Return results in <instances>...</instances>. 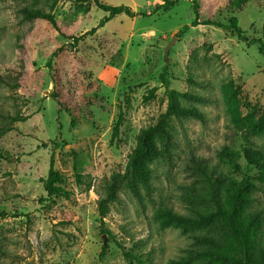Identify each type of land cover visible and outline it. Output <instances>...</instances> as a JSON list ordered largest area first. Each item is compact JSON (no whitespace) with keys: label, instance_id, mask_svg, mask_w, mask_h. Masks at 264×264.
Here are the masks:
<instances>
[{"label":"rangeland","instance_id":"374dc122","mask_svg":"<svg viewBox=\"0 0 264 264\" xmlns=\"http://www.w3.org/2000/svg\"><path fill=\"white\" fill-rule=\"evenodd\" d=\"M100 1L145 15L115 16L89 34L107 14L91 2L61 0L53 10L59 33L22 17L23 8L48 11V0H0V76L21 83H0V264H208L195 256L208 245L194 238L219 237V226L184 230L158 219L160 211L195 217L212 209L201 169L213 179L252 184L246 213L258 216L256 241L263 245L264 167H248L241 152L264 155V134L235 126L223 85L237 86L242 118L248 105L264 107V57L258 43L249 45L260 40L264 49V0H175L167 12H154L163 0ZM193 4L199 23L219 26L192 27ZM233 16L242 41L226 28ZM71 36L83 38L53 58L50 70L51 52ZM54 74L68 99L61 111ZM164 84L178 105L205 120L172 117L171 143L157 144L161 154L148 164V180L130 184L127 156L140 131L165 112ZM225 147L239 154L240 170L219 158ZM51 157L69 198L44 191ZM105 198L101 226L98 202Z\"/></svg>","mask_w":264,"mask_h":264},{"label":"trees","instance_id":"16d2710c","mask_svg":"<svg viewBox=\"0 0 264 264\" xmlns=\"http://www.w3.org/2000/svg\"><path fill=\"white\" fill-rule=\"evenodd\" d=\"M61 0H48V11L38 8H23L21 10L24 20H41L48 23L56 32L60 33V29L55 20L53 10ZM79 1L82 3L91 2L93 6L107 14V17L100 21L96 28L91 29L88 33H94L98 28L103 27L105 23L118 15H125L130 18H134L137 15H145L135 13L128 6H111L107 5L100 0H68ZM175 5V0H163L162 4L155 7L154 12L161 10L162 12L169 11ZM194 20L191 22V26L195 27L199 24L202 25H215L218 23L206 20L202 23L197 21V5L193 4ZM148 15V14H146ZM226 28L235 36L238 40L242 41V30L238 26L236 17H231L228 20ZM83 36H71L70 43L64 44L51 52L46 66L52 69V59L59 57L68 48H72L78 45ZM254 43L259 44V52L264 57L263 44L260 40H251L249 45ZM52 82L54 84L53 99L58 105V110L67 109L65 98L60 90L59 80L56 75L52 76ZM0 83L8 86L9 88L20 87L21 83L18 79L11 81L0 76ZM232 81L223 85V92L225 99L229 103L230 112L233 115V122L235 126L242 130L244 128L250 129L258 134H264V107L258 108L253 105L247 106V113L245 117H241L239 112V90L236 88ZM166 94L168 96L167 107L164 113H162L157 122L144 128L136 137V145L134 149L127 156V163L125 167L130 184L144 183L150 176V169L148 164L157 159L161 154L158 143L165 148L171 143V134L169 130L170 119L172 117L185 118L191 117L200 121L205 120L203 112L197 110L194 107H184L176 103V93L169 89L167 84H164ZM156 88H152L148 92V97L153 98ZM184 98L192 99L195 101H202L201 96H190L188 94L181 95ZM26 118H14L13 121L24 122ZM120 120L114 124L111 131V141L116 139L119 134ZM242 155L245 163L248 167L260 168L264 167V155L259 152H254L250 149H243ZM239 157L237 152L229 150L227 147L223 148L219 152V158L226 160L236 169H241L236 163V158ZM204 175L208 185V195L204 197L211 204V210L206 213H196L195 217H189L173 213L171 211L158 212V219L163 226H172L181 229H193L206 227L211 225H217L223 231L219 237H195L194 240L198 244H207L209 248L204 251L196 253V258L199 257L205 260L208 264H264V244L258 245L256 241V231L259 226L258 216L247 214L246 208L249 207L251 202V188L252 184L247 180L236 181L233 179H226L225 176L218 175L217 178H212L207 175L205 171L200 170ZM43 181V188L48 198L64 196L69 198L70 193L62 186L61 175L53 169L52 157L49 161V168L46 178ZM109 198L100 199L98 202L100 225H103V219L105 218V207ZM104 233H108L107 230H103ZM105 252V246L102 247L101 255ZM125 257H129L124 253ZM193 256V257H195ZM137 264H144L138 258L135 259ZM189 260H180L173 262V264H188Z\"/></svg>","mask_w":264,"mask_h":264},{"label":"water","instance_id":"95a60500","mask_svg":"<svg viewBox=\"0 0 264 264\" xmlns=\"http://www.w3.org/2000/svg\"><path fill=\"white\" fill-rule=\"evenodd\" d=\"M172 43V41L170 42V44Z\"/></svg>","mask_w":264,"mask_h":264}]
</instances>
